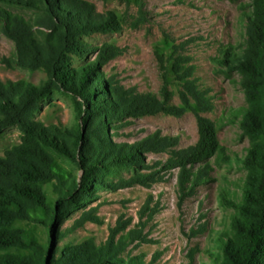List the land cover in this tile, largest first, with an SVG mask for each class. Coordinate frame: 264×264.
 Instances as JSON below:
<instances>
[{
  "label": "trees",
  "instance_id": "16d2710c",
  "mask_svg": "<svg viewBox=\"0 0 264 264\" xmlns=\"http://www.w3.org/2000/svg\"><path fill=\"white\" fill-rule=\"evenodd\" d=\"M243 9V47L223 45L214 58L225 74L241 75L247 103L239 125L249 146L242 158H235L221 143L217 123L206 116L214 102L210 91L199 85L187 57L179 55L173 63L182 88L181 104H171L166 90L162 97L140 92L104 71L122 52L117 46L90 47L84 40L96 33L120 32L122 23L113 11L101 13L89 0H0V27L15 43V64L46 75L40 83L0 77V131L13 125L21 131V142L0 156V264H156L145 254L125 253L134 241H146L137 229L120 234L131 219H120L103 243L93 237L75 245L60 242L88 222L104 223L98 214L100 203L91 205L101 198L100 191L150 188L179 168L183 201L210 180L213 159L218 165L237 164L245 177L236 188L223 187L219 193L221 204L232 209L226 227L210 230L203 223L193 230L194 236L208 232L213 244L205 250L191 247L187 264H195L198 254L210 261L200 264H264V0L244 3ZM28 10L33 13L30 18L23 13ZM93 52L94 59L89 57ZM54 93L72 99L73 124L47 125L37 119ZM158 112L178 117L192 112L197 141L179 148L180 138L160 129L132 143L116 141L130 118ZM150 153L168 157L150 162ZM47 186L53 187V196ZM78 211L80 217L62 230L64 220ZM157 212L148 201L141 216ZM30 222L47 227L46 241L21 226Z\"/></svg>",
  "mask_w": 264,
  "mask_h": 264
},
{
  "label": "rangeland",
  "instance_id": "374dc122",
  "mask_svg": "<svg viewBox=\"0 0 264 264\" xmlns=\"http://www.w3.org/2000/svg\"><path fill=\"white\" fill-rule=\"evenodd\" d=\"M101 13L113 11L121 20L122 30L117 33H96L85 37L88 46L100 47L104 43L117 46L122 52L105 66L104 71L114 75L123 85L140 92H153L162 97L166 90L171 93V104H181L179 79L173 71L177 56H185L188 65H194V76L203 89L210 91L214 110L206 116L218 125L219 138L229 153L242 158L249 146V140L242 133L239 121L241 108L246 106L241 75L225 74L214 60L220 56L222 46L233 45L241 49L245 43L246 24L243 18L244 3L252 0H89ZM249 8H247V11ZM27 17L32 11H23ZM16 46L0 27V77L4 81L27 80L40 83L45 77L42 70L30 71L15 64L13 56ZM97 52L89 57L94 59ZM78 64V61H75ZM37 119L45 124L71 125L75 122V107L72 99L62 93L54 95L43 103ZM131 124L115 138L118 142L132 143L158 129L165 135L178 136L179 148L189 146L198 139L195 115L187 112L181 117L158 112L140 118H130ZM21 142V131L16 125L0 131V156L6 150ZM165 153L148 154L150 162L166 160ZM210 180L200 185L196 193L185 200L179 199V168L165 174L162 182L152 187L135 185L118 191H100L98 214L104 223L88 222L82 228L68 234L61 242L79 244L91 237L97 243L105 242L118 221L131 223L125 234L137 229L146 241L136 240L125 253L145 254L146 260L156 259V264H187V253L195 245L202 250L211 247L209 233L194 236L203 223L209 229L222 230L230 221L232 209L223 206L219 193L223 187L236 188L243 182L245 171L233 164L218 165L212 160ZM50 196L53 187L47 186ZM150 202L156 205L157 213L152 216L141 212ZM83 211V210H82ZM82 211L66 218L62 230L80 217ZM43 219V216H40ZM36 236L46 241L47 227L43 223H22ZM210 262L198 254L196 263Z\"/></svg>",
  "mask_w": 264,
  "mask_h": 264
}]
</instances>
